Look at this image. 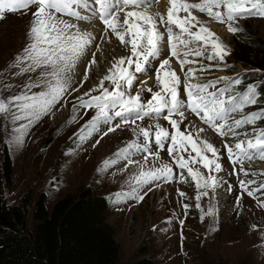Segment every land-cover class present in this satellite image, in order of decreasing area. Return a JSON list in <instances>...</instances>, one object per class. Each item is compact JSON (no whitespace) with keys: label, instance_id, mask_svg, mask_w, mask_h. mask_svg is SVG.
<instances>
[{"label":"rangeland","instance_id":"obj_1","mask_svg":"<svg viewBox=\"0 0 264 264\" xmlns=\"http://www.w3.org/2000/svg\"><path fill=\"white\" fill-rule=\"evenodd\" d=\"M168 7H170L168 0H157L147 8V11L151 13L153 10L155 13L167 15ZM32 11L34 8L15 13L5 11L3 19H0V70H4L29 42L27 32L32 20ZM192 12L206 22L205 26L216 34L230 53L223 63L208 61L205 58L202 63L207 70L200 71L202 78L205 80L237 76L243 78L240 84L230 88L229 95L240 94L247 89V85L259 81L257 75L261 74L263 69L257 50L258 44L264 45V17L240 18L234 25L239 31L231 33L226 24H217L208 18L206 13H200L196 9ZM122 18L123 16L121 20ZM68 22L77 23L70 20ZM79 27L81 31H88L96 37L94 44L90 46L91 51L96 54V63L89 65L92 56L91 53L85 52L75 65L72 79L74 82L81 81L86 69L88 79L77 91L71 95L66 94V99L61 102L64 107L57 105L59 111L53 109L51 114L42 116L25 129L28 135L22 147L14 148L10 143H5L4 133L0 132V147H8L13 161L12 181L10 186L6 187L5 196L9 203H17L23 195H29L27 228L31 229L34 226L32 214L35 200L40 193L46 194L47 206L50 209L62 196L75 194L82 188L89 187L94 192L111 198V206L106 212V223L119 246L116 264L145 254L154 260V264H264V206L261 201L258 203L251 200L238 191L235 179L224 160L223 141H217L206 127L198 125L189 114L185 113L191 121L187 131L192 133L194 139L198 135V144L205 140L218 150V163L221 164L223 171L210 173L202 163L191 161L189 167L194 171H200L205 178L211 174L221 180L220 185L214 190L198 189L197 181L188 174L187 169H183V173L180 172V180L177 182L139 183L141 171L158 168L162 164H168L172 170L175 169L171 156L166 151H154L153 153H158V156H149L145 164L144 156H138L133 149L124 155L130 156L136 163L128 164L127 159H121L107 171H98L103 161L109 158L116 159L114 153L136 139L132 129L137 125L139 128L149 130L156 128L155 124H161V127L169 131L174 129L165 119L159 122L138 120L136 125H125L123 130L117 129L102 138L98 135L86 140L78 138L80 135L78 129L94 114V110L83 114V110L77 109L76 112H80L81 116L69 122V117L76 115L72 108L75 98L96 88L100 81L109 75V70L116 61L122 56L130 55V46L129 48L121 46L110 31L105 34L104 28L96 23L83 22ZM101 36H106V39H100ZM97 44L99 50L95 46ZM208 51H211L210 47ZM210 63L213 67L209 69L207 66ZM217 64L219 67H216ZM170 65L180 77L179 71L173 67L171 61ZM242 72L247 73L249 78L241 77ZM28 75L30 74L15 77L11 76L10 72H5L4 77L0 78V94L4 96L17 94ZM161 75L163 76V73ZM140 81L146 83L141 84ZM6 84H11L12 87L6 90L3 87ZM104 86L109 91L113 90L109 81H105ZM147 88H152L154 92L160 90L156 82V73L144 80L138 78L131 94L135 95L140 91L142 102H147L152 96ZM92 94L99 95L100 92L94 91ZM262 108L258 101L254 105L246 106L249 113ZM172 118L179 119L178 115ZM26 122L25 120L18 123ZM187 123L185 121L180 125L181 131H185ZM252 127L255 129L254 133L264 130V119L257 120ZM200 128H204L205 131L200 133ZM74 133L76 135H73ZM97 139H100V143L93 147ZM139 141L142 143V136L139 137ZM189 153L192 156L196 155L191 147L181 155L188 160ZM204 155L212 158V153L205 152ZM155 157L157 161L152 162ZM250 169L257 173L259 179L264 180V175H261L264 173L263 162H253ZM203 191H207L208 195L201 196L197 201L198 193ZM180 192L185 195L180 196ZM145 193L147 194L144 195ZM137 194L144 195V199L136 200ZM197 203L200 204L199 208L196 207ZM184 204L188 205L187 209L183 207ZM209 210L212 215H205Z\"/></svg>","mask_w":264,"mask_h":264},{"label":"snow or ice","instance_id":"obj_2","mask_svg":"<svg viewBox=\"0 0 264 264\" xmlns=\"http://www.w3.org/2000/svg\"><path fill=\"white\" fill-rule=\"evenodd\" d=\"M156 2L157 0H0V19H3L5 11L15 13L34 7L27 32L29 42L4 70H0V78L4 77L5 72H10L11 76L15 77L30 74L17 94L7 96L0 94V121H2L0 132L4 133V142L10 143L14 148L22 147L28 135L25 129L42 116L51 114L53 109L59 111L57 105L64 107L61 102L66 99V94L71 95L72 92L77 91L78 87L88 79L87 69L81 81L74 82L72 79L75 65L85 52L91 53L92 56L89 65L96 63V54L90 47L96 37L88 31H81L79 24L85 21L92 23L99 21L104 25L105 34L110 31L121 46L124 48L130 46V55L122 56L116 61L109 70V75H106L96 88L75 98L72 104L74 112L80 109L83 110V114H87L94 110V114L78 129L80 133L78 138L86 140L93 135L102 138L117 129L123 130L125 125H136L138 120H143L145 117L158 119L163 116L174 132L170 134L167 129L157 124L155 126L157 130L153 134L149 129L139 128L137 125L132 129L136 139L114 153L116 159L109 158L103 161L98 171H107L121 159H127L128 164L136 163L130 156L124 155L133 149L145 153L144 161L147 164L149 156H158V153L151 151L149 145L154 142L156 147L162 150L165 143L170 141L169 155L180 169H187L188 174L197 181L198 189L214 190L218 187L221 180L217 177L210 174L205 178L200 171H194L189 167L191 161L202 163L210 173L223 171L221 164L218 163V150L207 141L198 144V135L194 139L192 133L187 131L191 121L185 113L195 114L205 125L221 136H238L236 129L264 118V109L229 122L231 114L242 111L247 105L256 104L264 92L256 85L249 84L243 93L226 96L233 85L241 83L239 76L220 77L207 83L190 82L195 78L197 69L189 67L184 71L186 64L196 63L195 60L187 59L189 55L203 57L207 52L208 61L223 63L225 57L230 54L216 34L205 26L206 22L194 15L192 10L206 13L208 18L226 24L229 32L237 33L239 29L234 25L238 19L264 17V0H200L198 3L189 0H168L170 7L167 9L166 17L158 12L150 14L147 11V8ZM221 8L223 11L220 10ZM181 12L187 15L181 16ZM65 15L73 18L77 23L68 22L64 19ZM121 16H123L122 20ZM174 27L178 31H174ZM193 28L197 30L193 31ZM100 39H106V36H101ZM192 44L199 46L189 47ZM95 46L99 50V45ZM209 47L211 51H208ZM181 48L186 50L181 52ZM162 52L164 58L159 60L158 67L153 68L152 62L161 57ZM172 57L179 61L180 70L184 74V98L180 92V77L171 69ZM207 67L210 69L213 65L210 63ZM216 67H219V64ZM13 69L16 71H11ZM205 70L207 69L201 64L199 71ZM149 71H155L160 90L153 92L152 88H147L152 96L144 103L141 100V92L137 91L132 95L131 90L138 80V74L147 75ZM105 81L111 83L112 91L104 86ZM221 81L226 82L225 86L217 88L216 85ZM140 83L146 82L140 81ZM3 87L7 90L12 85L6 84ZM209 89L214 90L209 91ZM94 91H99L100 94L93 95ZM174 115H178L179 119H173ZM80 116L81 113L76 112V115L69 117V122ZM117 119L120 122L114 124ZM25 120L26 123H18ZM185 121L188 122L185 124V131H181L180 125ZM204 131V128L199 129L200 133ZM141 136L144 138L143 143L139 141ZM99 143L100 139H97L93 147ZM189 146L196 155L192 156L189 153V159L185 160L180 153L187 152ZM223 147L233 166L231 174L239 175L235 168L239 163L241 165L239 172L247 176L250 173L243 168L244 162L256 158L264 159V130L258 131L254 138L239 141L234 146L226 142ZM205 152L212 153V158L204 155ZM251 175L256 176L257 173L252 172ZM170 178H173L172 167L162 164L158 168L141 171L138 182L151 184L153 181H167ZM239 183L250 197L264 191V182L252 190L248 189V185L257 183L256 180L247 182L240 180ZM144 195L137 194L135 199L142 201ZM184 195L180 192V196ZM206 195H208L207 191L198 193L197 201L201 196ZM261 203L264 206V201ZM183 207L187 209L188 205L184 204ZM196 207L199 208L200 204L197 203ZM205 215H212L211 210ZM201 219L203 220V216Z\"/></svg>","mask_w":264,"mask_h":264},{"label":"trees","instance_id":"obj_3","mask_svg":"<svg viewBox=\"0 0 264 264\" xmlns=\"http://www.w3.org/2000/svg\"><path fill=\"white\" fill-rule=\"evenodd\" d=\"M257 54L263 70L254 85L264 92L261 43ZM243 76L249 78L245 72ZM258 104L264 109V95ZM12 173L9 149L0 147V264H116L119 246L106 223V212L112 203L109 196L86 187L62 196L49 209L46 194L40 193L34 203V226L28 229L29 195H23L17 203H9L5 196ZM122 264H154V260L145 254Z\"/></svg>","mask_w":264,"mask_h":264},{"label":"bare ground","instance_id":"obj_4","mask_svg":"<svg viewBox=\"0 0 264 264\" xmlns=\"http://www.w3.org/2000/svg\"><path fill=\"white\" fill-rule=\"evenodd\" d=\"M195 3V2H194ZM151 13L153 14V13H155V12H153V10L151 11ZM150 13V14H151ZM203 139V138H202ZM202 141H205V140H202ZM157 161V159H156V157L154 158V160H152V162H156ZM82 171H84V170H82ZM86 172H87V170H86ZM94 175V173L93 174H91L89 177L91 178L92 176ZM135 175V174H134Z\"/></svg>","mask_w":264,"mask_h":264}]
</instances>
